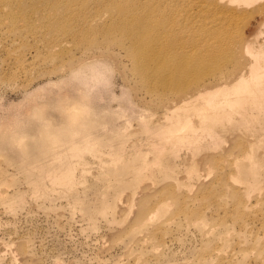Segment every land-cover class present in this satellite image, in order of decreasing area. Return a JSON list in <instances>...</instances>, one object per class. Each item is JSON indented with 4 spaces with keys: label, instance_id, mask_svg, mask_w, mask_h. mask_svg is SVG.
<instances>
[{
    "label": "rangeland",
    "instance_id": "obj_1",
    "mask_svg": "<svg viewBox=\"0 0 264 264\" xmlns=\"http://www.w3.org/2000/svg\"><path fill=\"white\" fill-rule=\"evenodd\" d=\"M209 1L173 5L195 16ZM32 3L23 0L28 15L14 23L0 1V264H264L259 110L250 102L243 109L193 103L186 113L192 138L156 152L155 130L171 122L139 85L126 52L113 45L104 55L69 35L52 38L55 30L42 26L53 14L44 6L29 12ZM215 4L231 12L222 47L234 62L226 69L241 74L255 62L263 84L264 0ZM105 11L103 18L111 15ZM242 75L250 78L248 68ZM74 114L81 137L47 141L44 129L59 135Z\"/></svg>",
    "mask_w": 264,
    "mask_h": 264
},
{
    "label": "bare ground",
    "instance_id": "obj_2",
    "mask_svg": "<svg viewBox=\"0 0 264 264\" xmlns=\"http://www.w3.org/2000/svg\"><path fill=\"white\" fill-rule=\"evenodd\" d=\"M0 1L9 7L7 16L12 22L15 23L19 17L28 15V10H20L23 0ZM173 1L33 0L34 3L29 8L31 13L37 12L41 6L51 11L46 13L53 16L49 15V18L43 16L46 23L42 29L43 31L54 29V33L50 35L52 38L69 35L77 45L103 48L104 55L110 54L106 50L113 45L126 52L138 75L139 85L151 95H156L158 99L156 106L165 112V122H171L166 125V128L155 130V134L162 138V141L155 145L156 152L164 150L170 143H180V147H183L184 143L192 138L194 128L186 131L188 127H191L189 122H192L186 113L189 106L199 101H204L211 108L232 105L231 109L236 104L243 109L245 104L250 102L253 107L250 109L257 108L259 110L257 117L264 118V83L258 81V78L262 76L258 73L263 70L259 68L263 66L254 62L242 67V72L248 68L250 74L248 80L243 77L242 72L241 74L236 73L235 70L229 72L226 69L227 62H234L233 54L228 47H222L228 45L226 30L231 12L219 8L215 4L219 0H211L201 9L200 14L189 16L175 10ZM228 2L249 5L252 0H228ZM193 5L201 8L197 3ZM101 9L111 15L103 18L104 12L101 13ZM184 9L186 8L183 4V11ZM56 22L58 25L55 29ZM205 24L207 29L202 26ZM26 29L28 31L32 29L28 19ZM98 35L100 38L97 37ZM203 36L206 42H202ZM111 55L110 57L113 56ZM234 74L235 78L232 79L230 75ZM77 117L78 115L74 114L68 119L59 135L47 134L44 129V135H48L47 141H71L74 137H81L83 130L81 124L77 123L80 120V118L76 120ZM249 117L251 116L241 115L242 120ZM179 126H182L181 130L185 132L175 134L173 131H176ZM203 132L205 130L198 127L197 133L200 135ZM84 149L76 148L77 152L72 154V157H79ZM39 150L46 152L47 145H40ZM158 156L151 163L159 164L162 158L160 160ZM247 157L252 158V155L248 154ZM256 166V162L249 165L250 169ZM44 167L46 165H40V171L43 172L41 169ZM114 168L117 169V167ZM136 169L138 171L140 167ZM251 171L254 172V170ZM66 176L67 173L64 174L65 178ZM165 188L167 194L176 197L172 186L167 185ZM204 197L207 196L202 195L201 199ZM123 203L122 201L120 207Z\"/></svg>",
    "mask_w": 264,
    "mask_h": 264
}]
</instances>
